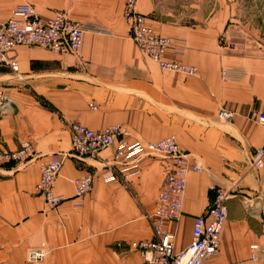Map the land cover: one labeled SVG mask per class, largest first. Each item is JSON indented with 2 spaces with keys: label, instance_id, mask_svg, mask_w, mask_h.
Instances as JSON below:
<instances>
[{
  "label": "crops",
  "instance_id": "crops-1",
  "mask_svg": "<svg viewBox=\"0 0 264 264\" xmlns=\"http://www.w3.org/2000/svg\"><path fill=\"white\" fill-rule=\"evenodd\" d=\"M24 1L43 20L63 12L88 29L77 54L18 45L10 51L18 71L0 62V96L9 100L0 106V149L17 150L25 140L34 148L25 163H0V264H160L132 244L154 238L148 215L170 158L143 155L139 175L109 183L119 168L114 143L97 155L65 159L54 189L66 199L56 208L38 193L42 164L52 152L72 148L74 121L94 130L120 124V138L128 141L175 135L205 167L188 175L181 217L164 222L176 235V250L191 243L194 219L211 205L215 184L231 194L229 213L220 250L204 264H264V253L251 258L264 248V167L250 163L264 146V126L256 120L264 111V34L240 23L248 19L231 1L216 0L185 24L156 0H138L156 31L174 38L166 57L197 67L188 75L161 68L139 49L123 16L126 0H0V21ZM221 109L232 118L221 120ZM87 172L93 186L77 199L75 181ZM33 248H44L45 257L29 261Z\"/></svg>",
  "mask_w": 264,
  "mask_h": 264
},
{
  "label": "built area",
  "instance_id": "built-area-1",
  "mask_svg": "<svg viewBox=\"0 0 264 264\" xmlns=\"http://www.w3.org/2000/svg\"><path fill=\"white\" fill-rule=\"evenodd\" d=\"M138 0H126L123 16L131 26V35L139 49L157 61L163 69L194 75L195 65L184 64L166 57L174 47V38L160 34L149 23L148 16L137 8ZM88 27L81 21L74 20L63 12L43 20L35 7L27 2L14 6L9 18L0 21V62L18 71L17 61L10 51L18 45H36L57 53L77 54L83 46V34ZM229 71L223 69L224 78ZM7 96H0V106L8 105ZM92 107L96 104L91 103ZM233 112L221 109L218 117L230 120ZM256 120L264 126V111L256 115ZM72 148L52 152L42 164L37 191L43 195L51 208L59 206L66 197L55 191L54 185L61 167L67 157L97 155L99 151L116 143L114 174L106 178L109 183L127 182L141 173L139 158L143 155H164L173 161L165 168L162 183L157 195L154 212L148 215L153 231V239H139L133 242L145 259L160 264H204L220 250L221 238L228 219L230 192L212 184L214 198L207 210L197 215L192 229V241L182 250L175 248V233L165 228V220H178L183 214L188 175L191 172H203L205 167L191 154L186 152L175 135L159 140L128 141L123 136L120 124H111L102 130H94L81 122H71ZM34 153L31 141L25 140L17 150L0 149V163L16 161L27 162ZM251 168L264 167V146L256 148L251 154ZM94 174L87 172L75 181V197L81 199L92 188ZM80 205V202H77ZM264 248L252 253V260H257ZM46 255L44 248H33L28 252V260L39 261Z\"/></svg>",
  "mask_w": 264,
  "mask_h": 264
},
{
  "label": "rangeland",
  "instance_id": "rangeland-1",
  "mask_svg": "<svg viewBox=\"0 0 264 264\" xmlns=\"http://www.w3.org/2000/svg\"><path fill=\"white\" fill-rule=\"evenodd\" d=\"M160 9L167 16L180 23H193L194 17L209 12L215 7L216 0H156ZM225 1V0H224ZM233 2L235 11L247 20L240 23H247L250 30L259 31L264 34V0H227Z\"/></svg>",
  "mask_w": 264,
  "mask_h": 264
}]
</instances>
